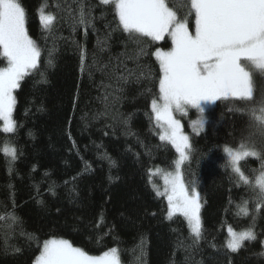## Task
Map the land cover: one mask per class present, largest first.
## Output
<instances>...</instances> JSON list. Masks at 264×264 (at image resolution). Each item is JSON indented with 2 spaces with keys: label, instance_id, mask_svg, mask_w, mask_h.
I'll use <instances>...</instances> for the list:
<instances>
[{
  "label": "trees",
  "instance_id": "16d2710c",
  "mask_svg": "<svg viewBox=\"0 0 264 264\" xmlns=\"http://www.w3.org/2000/svg\"><path fill=\"white\" fill-rule=\"evenodd\" d=\"M21 2L42 62L51 50L54 67L47 69L46 82L37 83L41 78L35 74L20 82L13 113L18 127L15 133L0 131V148L10 142L18 149L11 164L0 151V215L14 212L20 220L6 243L5 221H0V264H33L39 246L53 237L68 239L91 255L116 247L122 264H264V208L256 214L257 239L245 241L235 253L226 247L228 227L239 231L251 223V216L237 214L236 205L249 200L253 208L252 190L236 183L223 151L250 131L249 117L230 111L243 105L218 100L203 114L189 109L180 117L192 145L183 178L186 184L195 182L202 204L204 238L192 246L185 217L168 218L167 198L155 186L156 169L173 170L178 155L159 139L161 129L151 114L158 92L155 56L138 62L130 58L135 44L127 33L114 30L117 21L99 0H87L93 6L87 26L74 20L80 0ZM42 3L48 5L46 13L56 16L50 33L40 21ZM149 44L150 52L170 47L167 39ZM140 66L151 69L150 78H132L116 93L117 67L127 74ZM256 88L259 99L264 78H256ZM201 115L204 128L189 131V123ZM260 166L254 157L240 161L250 178ZM141 245L145 255L138 259Z\"/></svg>",
  "mask_w": 264,
  "mask_h": 264
},
{
  "label": "snow or ice",
  "instance_id": "6c2138e0",
  "mask_svg": "<svg viewBox=\"0 0 264 264\" xmlns=\"http://www.w3.org/2000/svg\"><path fill=\"white\" fill-rule=\"evenodd\" d=\"M99 3L112 11L117 21L114 30L127 33L135 44L130 58L138 62L142 57L154 55L159 64L158 92L151 99V114L161 129L159 139L170 143L179 158L174 161L172 172L156 169L165 184L164 192L157 190V194L166 195L169 219L174 213L186 218L192 246L204 238L201 196L195 182L186 184L183 178L181 165L190 159L192 145L174 113L187 116L189 109L194 108L203 114L204 106L217 100L239 101L243 105L230 111L247 115L250 131L236 147H223L228 157L226 166L231 167L236 183L248 186L253 194L251 211L249 200L236 205L237 214L251 216V223L239 231L227 229L226 247L238 252L245 241L257 239L256 214L264 208V94L256 98V78H264V0H99ZM47 7V3H42L38 12L43 30L50 33L56 16L46 13ZM92 7L87 0H80L75 22L87 26L92 19ZM27 20L21 0H0V63L4 65L0 66V131L4 133H15L18 127L13 113L20 82L33 74L41 78L37 83L46 82L47 69L54 67L51 50L47 61L42 62V49L29 35ZM166 39L171 42L169 48L148 50L149 42L156 44ZM104 68L107 70V65ZM117 72L116 93H122L123 86L132 78L138 81L151 76V69L145 72L144 66L127 74L120 73L117 67ZM147 92L152 94V89ZM205 123L201 115L191 125L198 132ZM256 136L261 139L259 144ZM0 151L9 158V164L17 159L18 149L10 142H5ZM248 157L261 161L260 168L252 170L251 178L240 167V161ZM0 221H5L6 243L20 220L14 212L6 211L0 215ZM144 255L141 245L138 259ZM33 264H122V261L116 247L91 255L68 239L53 237L39 246Z\"/></svg>",
  "mask_w": 264,
  "mask_h": 264
},
{
  "label": "rangeland",
  "instance_id": "374dc122",
  "mask_svg": "<svg viewBox=\"0 0 264 264\" xmlns=\"http://www.w3.org/2000/svg\"><path fill=\"white\" fill-rule=\"evenodd\" d=\"M168 40V39H167ZM169 41V43H170V46H171V42H170V40H168ZM162 42V41H161ZM218 101V100H217ZM217 101H215V102H209V103H207L204 107H205V110H208V109H210V108H212L214 105H215V103L217 102ZM191 109H194V108H191ZM194 110H196V109H194ZM197 111V110H196ZM174 116H175V118L176 119H179L180 121H181V119H180V117L181 116H184V115H181V114H179V113H174ZM194 120H196V119H194ZM193 120V121H194ZM192 122V121H191ZM191 122L189 123V131L191 130L192 132H196V131H194L193 130V127H192V125H191ZM181 123H182V125H183V130H184V133L185 134H187L188 136H189V138H190V143H191V136H190V134H188V132H187V128H186V126L183 124V122L181 121ZM178 154V153H177ZM179 158V154L177 155V159ZM185 163V162H184ZM183 163V164H184ZM183 164L181 165V171H182V173H183V170H182V168H183ZM163 171H165V172H172V171H174V169L173 170H171V171H166V170H163ZM155 186H156V189L157 190H159V192H161V193H163L164 192V189H165V184H164V179H163V175L162 174H160V173H156V175H155ZM196 191L197 192H199L198 190H197V188H196ZM161 195H163V194H161ZM163 196H165L166 197V195H163ZM173 215H180L179 213H174ZM200 215H201V212H200ZM182 216V215H181ZM186 219V218H185ZM187 221V220H186ZM188 223V222H187ZM228 239H229V235H228Z\"/></svg>",
  "mask_w": 264,
  "mask_h": 264
}]
</instances>
